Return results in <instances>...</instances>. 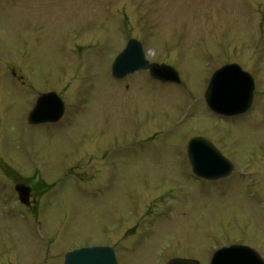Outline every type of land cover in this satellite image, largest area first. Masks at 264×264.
Here are the masks:
<instances>
[{
	"label": "rangeland",
	"instance_id": "374dc122",
	"mask_svg": "<svg viewBox=\"0 0 264 264\" xmlns=\"http://www.w3.org/2000/svg\"><path fill=\"white\" fill-rule=\"evenodd\" d=\"M132 36L180 82L114 78ZM227 62L255 80L251 107L231 117L203 96ZM49 90L62 120L29 124ZM194 135L231 160L229 175L192 172ZM16 182L35 187L33 212ZM89 242L113 246L118 264H208L232 243L264 259V0H0V264H63Z\"/></svg>",
	"mask_w": 264,
	"mask_h": 264
},
{
	"label": "water",
	"instance_id": "95a60500",
	"mask_svg": "<svg viewBox=\"0 0 264 264\" xmlns=\"http://www.w3.org/2000/svg\"><path fill=\"white\" fill-rule=\"evenodd\" d=\"M143 69H147L154 79L180 82L175 67L165 62L150 61L145 54L143 43L135 37H130L113 58L110 72L113 77L121 79ZM254 88V77L249 71L237 62H227L217 67L210 75L204 90V99L216 114L239 115L251 106ZM64 109L60 95L54 90H49L38 95L27 119L32 124L56 122L62 117ZM186 151L192 171L198 177L218 179L227 176L233 169V163L211 140L203 136L191 137L187 142ZM15 190L20 201L29 203V185L17 182ZM64 264H118V261L112 246L88 244L68 250L64 255ZM166 264L201 263L196 258L175 256L168 259ZM208 264H264V259L251 246L233 243L215 249Z\"/></svg>",
	"mask_w": 264,
	"mask_h": 264
},
{
	"label": "flooded vegetation",
	"instance_id": "af4514ba",
	"mask_svg": "<svg viewBox=\"0 0 264 264\" xmlns=\"http://www.w3.org/2000/svg\"><path fill=\"white\" fill-rule=\"evenodd\" d=\"M34 188L35 187L32 185L30 203L23 205L24 206V211H23L24 214H27L28 212L29 213L33 212L37 208V206L39 204V196H35L34 195L35 194V189Z\"/></svg>",
	"mask_w": 264,
	"mask_h": 264
}]
</instances>
